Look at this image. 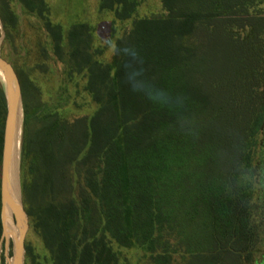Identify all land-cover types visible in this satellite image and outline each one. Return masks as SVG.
I'll return each mask as SVG.
<instances>
[{"label": "trees", "instance_id": "trees-1", "mask_svg": "<svg viewBox=\"0 0 264 264\" xmlns=\"http://www.w3.org/2000/svg\"><path fill=\"white\" fill-rule=\"evenodd\" d=\"M16 1L66 67L40 111L19 74L22 201L46 250L26 243L25 264H122L114 244L148 264H264V0H163L164 14L119 35L140 0H98L114 14L109 60L90 24L65 35L47 0ZM9 2L6 28L18 21ZM70 85L95 104L90 115L62 113ZM7 112L0 83V242Z\"/></svg>", "mask_w": 264, "mask_h": 264}, {"label": "rangeland", "instance_id": "rangeland-1", "mask_svg": "<svg viewBox=\"0 0 264 264\" xmlns=\"http://www.w3.org/2000/svg\"><path fill=\"white\" fill-rule=\"evenodd\" d=\"M9 1L11 9L18 17V21L15 26L10 28H6L3 22L0 30V51L3 58L13 65L18 76L22 74L24 78L26 77L28 105L33 111L36 109L40 111L58 95L59 89L62 87L66 67L64 63L57 61L53 56L50 40L44 33L40 21L36 17L26 14L23 7L16 0ZM47 2L51 10V20L62 25L65 35L70 26L75 23L90 24L95 30V46L104 47L106 51L105 59H103L109 60L113 50L111 30L114 14L112 12H101L98 0H47ZM140 2L141 5L138 7L137 12L129 21L116 25L117 35L129 29L131 22L138 17L164 14L163 0H140ZM69 94L71 102L61 110L66 117L75 119L90 115L94 111L95 104L83 90H76L73 85H70ZM258 153L257 172L259 176L260 174L264 175V133L260 137ZM16 174L19 176L20 185V149L16 162ZM255 203L264 207V178L257 182ZM8 236H10L8 242H12L13 238L10 234ZM28 242L35 246L42 256L46 255L41 240L31 228L26 236V243ZM114 248L119 252L122 264H148L150 261L149 255L142 249L124 248L116 244H114ZM10 250L12 251L4 242L1 247L0 264L3 261L5 264L9 263ZM176 260L181 261V258L178 256Z\"/></svg>", "mask_w": 264, "mask_h": 264}, {"label": "water", "instance_id": "water-1", "mask_svg": "<svg viewBox=\"0 0 264 264\" xmlns=\"http://www.w3.org/2000/svg\"><path fill=\"white\" fill-rule=\"evenodd\" d=\"M3 24L0 6V30ZM0 83L4 87L7 99V118L5 122L4 149L1 167V218L3 223V235L0 242L1 247L5 242L6 246L12 249L8 264H25L26 236L30 229L29 217L22 201L21 183L19 185V199L14 193L13 187V155L15 142L20 133V148L23 126V94L19 76L13 65L5 60L0 51ZM21 112V120L19 118ZM19 179V176H18ZM19 181V180H18ZM11 215L18 230L16 235L11 236L12 242H8L10 236L7 234L6 216ZM11 251V250H10ZM1 257V254H0Z\"/></svg>", "mask_w": 264, "mask_h": 264}, {"label": "bare ground", "instance_id": "bare-ground-1", "mask_svg": "<svg viewBox=\"0 0 264 264\" xmlns=\"http://www.w3.org/2000/svg\"><path fill=\"white\" fill-rule=\"evenodd\" d=\"M1 74V73H0ZM20 120H21V112H20V116H19ZM19 133H18V139L15 142V148H14V155H13V167H12V173H13V189H14V193L17 194V197L19 199V181H18V176L16 174V162L18 159V152L20 149V141H19ZM6 220H7V234H10L11 236L16 235L17 233V226L14 224L13 222V217L11 215L6 216ZM10 230V231H9Z\"/></svg>", "mask_w": 264, "mask_h": 264}]
</instances>
